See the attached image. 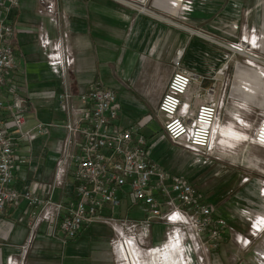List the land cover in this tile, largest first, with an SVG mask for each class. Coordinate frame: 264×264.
Wrapping results in <instances>:
<instances>
[{"label": "built area", "instance_id": "built-area-1", "mask_svg": "<svg viewBox=\"0 0 264 264\" xmlns=\"http://www.w3.org/2000/svg\"><path fill=\"white\" fill-rule=\"evenodd\" d=\"M18 2L0 0V216L7 215V209L16 208L21 201L26 203L31 232L20 249L26 252L35 245V232L41 224H47L52 234L60 236L64 243L75 239L85 227L106 224L117 236L113 253L120 264H128L130 251L143 257L154 250L147 243L156 222L172 226L168 241L180 237L181 243L188 244L192 251L217 247L228 222L215 217L213 208L205 203L190 180L153 159L150 148L169 139L198 155L216 156V137L229 122L223 118L228 113L231 95L224 77L217 79L215 71L213 82L203 85L207 74L187 68L184 50L179 49L174 58L173 76L158 104L163 132L150 143L142 129L152 121V115L125 126L121 121L119 93L102 79L93 80L78 96L71 91L68 75L75 56L68 44L70 35L63 30L53 38L43 26L39 31V46L53 73L64 82V89L53 97L59 100L66 120L58 124L39 122L27 129L28 101L14 92V84L10 86L11 100L7 102L4 95V75L15 66V50L10 41L18 28L10 21V14ZM39 3L38 14L60 25L57 0H39ZM244 32L243 43L252 49L256 35L246 29ZM248 54L256 57L254 53ZM246 56L252 64L257 63ZM248 110V114L255 112L259 119L254 123L257 127L251 143L264 148V110ZM49 127L64 130L57 140L59 158L53 182L29 180L24 170L19 173L21 185H18L16 172L19 166L26 165L27 159L17 158L16 145L34 144ZM60 186H64L65 196L55 200ZM124 202L129 208L142 205L143 208L139 206L142 217L121 214L119 210ZM257 222L253 223L254 230L262 220ZM1 251L0 248V254ZM8 262L17 264L12 257Z\"/></svg>", "mask_w": 264, "mask_h": 264}, {"label": "crops", "instance_id": "crops-1", "mask_svg": "<svg viewBox=\"0 0 264 264\" xmlns=\"http://www.w3.org/2000/svg\"><path fill=\"white\" fill-rule=\"evenodd\" d=\"M124 1L127 0H57L59 20H61L58 25L47 16L38 14L39 0H19L17 7L10 14V21L18 30L10 41L15 50V66L4 75L6 80L4 95L7 102L11 100L10 86L14 84L16 87L14 92L28 101V110L25 114L28 115L27 129L39 122L58 124L66 120V113L60 108L59 100L53 97L54 93L57 94L64 89V82L52 73L51 67L46 62L45 52L39 46V31L43 26L53 38L63 30L70 34L69 46L75 56L69 81L71 91L78 96V92L86 89L95 79H102L115 90L118 88L121 121L125 126L144 121L146 115H152V121L142 129L150 143L157 140V135L154 134L156 127L151 125L154 121L151 109L160 119L158 104L173 76L177 51L184 50V65L197 74L217 71L224 62L225 54L222 50L185 32L177 36L180 42L173 46L172 31L168 30L169 28L162 21L174 23L180 28H186L184 25L157 14L144 5L145 8L141 4L133 2L128 4ZM168 1L162 0L167 3ZM176 2L181 6L179 14L190 16L189 25L196 28L202 22L212 21L220 15L219 23L228 26L230 21L241 17L246 7L248 11L256 0H209V5L205 8H201L197 1L188 2V6H182L184 3L182 1ZM158 19L160 22L156 21ZM187 29L193 31L191 28ZM198 34L203 36L201 33ZM204 36L209 40L212 39ZM227 64L228 62H224L222 66ZM104 75L114 79L106 80ZM115 79L118 82H115ZM6 114L7 109L4 110L3 117ZM236 120L238 119L234 118L225 124L224 129L216 137L215 144L220 137L225 139L230 137L232 141L235 138L248 137L246 133L237 130L239 124L235 123ZM63 133L62 128L49 127L44 137L34 144L16 145L17 158L27 159L26 165L19 166L16 172L18 185H21L19 173L24 170L29 180L53 182L59 158L57 140ZM163 141L170 142L169 139ZM156 147L157 145L150 148L151 157ZM72 186L73 184L70 183L69 187ZM63 192L64 186L57 188L55 200L64 197ZM123 205L119 210L121 214ZM138 211V216L135 218L142 217L141 211L139 209ZM7 212V215L0 216L1 264H10L8 262L10 257L17 264L74 263V258L65 255L69 243H64L60 236H54L47 224H41L36 230L35 245L32 244L26 252L22 251L20 246L26 242L31 232L30 211L26 203L21 201L16 208H8ZM90 226L85 227L82 233ZM163 248L168 251L170 248H175L177 252L187 257V261L182 264L195 263L194 251L189 248L186 251L181 238L178 241L175 238L167 241ZM133 254L129 261L132 264H140L141 255ZM89 259H80L78 263L84 264L86 260L90 263L93 257Z\"/></svg>", "mask_w": 264, "mask_h": 264}, {"label": "rangeland", "instance_id": "rangeland-1", "mask_svg": "<svg viewBox=\"0 0 264 264\" xmlns=\"http://www.w3.org/2000/svg\"><path fill=\"white\" fill-rule=\"evenodd\" d=\"M130 1L144 5L157 14H162L186 28L212 38L209 40L204 36L185 31L174 23L170 24L161 20L169 28L168 30L172 31L173 46L180 42L177 36L185 32L224 52V62H228L223 75L224 83L231 95L228 100V113L223 118L230 121L234 117H239L240 120L235 121L239 124L237 130L248 135V137L235 138L233 141L230 137L226 139L220 137L216 141V156L198 155L192 150L163 140L152 151V157L156 158L160 164L167 166L166 168L172 172L180 173L194 184L205 203L213 208L215 217H223L228 222L227 229L223 231L222 240L217 247L194 249L195 263L264 264V148L251 143V137L257 127V123L255 125L254 123L256 119L258 121L259 119L255 112L248 114L249 108L256 112L260 111V108L264 110V0H256L248 11L246 7L241 17L230 21L228 26L219 23L220 15L212 21L202 22L196 28L189 25L191 24L190 16L179 14L181 6L176 2L177 0H169L168 3L162 0ZM178 1L184 2L182 6H188V2L195 1L200 3L201 8L209 5V0ZM156 21L160 22V19ZM245 29L249 30L250 34L256 35L257 42L252 49L243 43ZM244 52L254 53L256 57L253 56V58L258 59L262 64L258 62L252 64V60L248 59ZM71 68L68 75L69 81ZM214 72L207 74L208 78L203 85L209 86L213 82ZM237 73L240 75L238 76ZM104 77L106 80L114 79L108 75ZM115 91L118 92V88ZM151 113L154 116L151 125L156 127L154 134L157 135L156 138H159L160 133L163 132L162 120L158 119L153 109ZM124 203L122 214H127L131 218L137 217L138 209L143 208L142 205L128 208V204ZM258 219L262 220V224L255 225L257 230H254L253 223ZM171 234L172 226L164 222H156L147 243V247L150 246L154 250L143 257L140 256L139 263H185L187 257L177 252L175 248H170L169 251L161 249L165 247ZM116 239V233L110 225L94 224L85 232L81 231L75 239L67 242L69 245L65 255L74 258L73 264H80L78 263L80 259H89L91 253L93 255L91 259L92 257L93 259H89L90 263L86 260L84 264H120L116 254L113 253V241ZM156 248L160 250L155 251ZM129 262L132 264L131 261Z\"/></svg>", "mask_w": 264, "mask_h": 264}, {"label": "bare ground", "instance_id": "bare-ground-1", "mask_svg": "<svg viewBox=\"0 0 264 264\" xmlns=\"http://www.w3.org/2000/svg\"><path fill=\"white\" fill-rule=\"evenodd\" d=\"M124 2H126V3H128V4H133L132 2H127V1H124ZM235 48H236V47H235ZM234 50H235V49H234ZM246 54H247L248 56H250V58H251L252 55H250V54H248V53H246ZM251 59H254V60H256L257 62H260V61H259L258 59H256V58H251ZM224 67H225V65L222 66L220 69H218V71L215 73L217 79H218V78L221 79V78L223 77L227 65H226L225 68H224ZM222 79H223V78H222ZM234 118L240 119L239 117H234ZM179 238H180V237H179ZM179 238H178V237L175 238L176 241H178ZM184 248L186 249V251H187L188 248L192 251V249L189 247L188 244H184ZM161 249H163V248H161ZM164 249H165V248H164ZM159 250H160V248L156 249L155 251H159ZM130 253H131V254H130L129 257H128V264H129L130 257L132 258V256L134 255V254H133V251H130ZM137 254H138V253H137ZM138 255H139V254H138Z\"/></svg>", "mask_w": 264, "mask_h": 264}, {"label": "water", "instance_id": "water-1", "mask_svg": "<svg viewBox=\"0 0 264 264\" xmlns=\"http://www.w3.org/2000/svg\"><path fill=\"white\" fill-rule=\"evenodd\" d=\"M144 7V6H143ZM145 8V7H144ZM183 29H185L186 31H190V32H192V33H194L193 31H191L190 29H187V28H184V27H182ZM195 34H198V33H195ZM198 35H200V34H198ZM202 36V35H201ZM204 36V35H203ZM205 37V36H204Z\"/></svg>", "mask_w": 264, "mask_h": 264}]
</instances>
